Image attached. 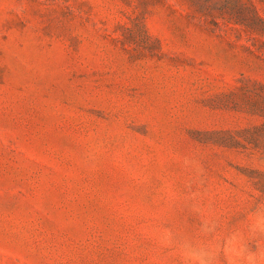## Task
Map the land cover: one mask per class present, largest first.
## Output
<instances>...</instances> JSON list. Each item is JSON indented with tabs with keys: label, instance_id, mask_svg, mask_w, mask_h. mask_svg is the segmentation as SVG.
I'll return each mask as SVG.
<instances>
[{
	"label": "rangeland",
	"instance_id": "obj_1",
	"mask_svg": "<svg viewBox=\"0 0 264 264\" xmlns=\"http://www.w3.org/2000/svg\"><path fill=\"white\" fill-rule=\"evenodd\" d=\"M254 189L264 0H0V264H177Z\"/></svg>",
	"mask_w": 264,
	"mask_h": 264
},
{
	"label": "clouds",
	"instance_id": "obj_2",
	"mask_svg": "<svg viewBox=\"0 0 264 264\" xmlns=\"http://www.w3.org/2000/svg\"><path fill=\"white\" fill-rule=\"evenodd\" d=\"M184 164L192 165L191 182L197 183L204 171L200 161L185 158ZM188 199L199 221L194 231L168 223L148 226L157 245L170 250L177 264H264V192L254 189L241 202L242 210L228 217L202 205L199 191Z\"/></svg>",
	"mask_w": 264,
	"mask_h": 264
}]
</instances>
